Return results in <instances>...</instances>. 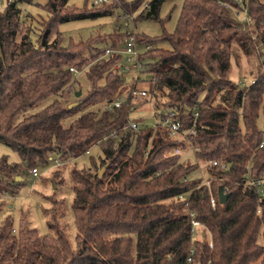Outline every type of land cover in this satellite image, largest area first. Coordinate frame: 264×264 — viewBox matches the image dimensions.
<instances>
[{
    "label": "trees",
    "instance_id": "16d2710c",
    "mask_svg": "<svg viewBox=\"0 0 264 264\" xmlns=\"http://www.w3.org/2000/svg\"><path fill=\"white\" fill-rule=\"evenodd\" d=\"M69 1L39 5L48 17L35 42L20 8L0 10V142L25 164L21 169L5 157L0 160V197L17 194L23 170L38 171L52 157L75 162L94 147L102 155L92 158L89 169H72L76 246L67 238L64 200L53 195L52 207L43 210L45 236L29 215H21L17 227L11 217L0 220V264H188L190 257V264H264V200L250 182L264 180V54L257 50V43H264V2L242 0L246 17L241 21L225 7L241 11L239 0H183L173 33L138 35L143 43L171 45L147 53L154 61L146 72L155 77L145 84L148 97L110 111L107 103L127 91L114 71L121 56L106 57V50L95 44L110 38L111 46H117L125 35L67 42L59 27L110 16L120 6L114 1L78 9ZM122 1L126 14L145 3ZM164 1L152 0L150 10L135 21L160 20ZM34 2L21 0L22 5ZM237 49L258 62L255 83L247 87L231 79ZM71 67L85 69L92 87L82 104L68 109L82 91ZM48 100L43 109L25 116ZM149 102L156 116L160 108L175 110L183 128L195 127L189 136L195 154L173 155L187 142L172 140L164 129L144 124L138 131L125 129L131 114ZM212 161L227 169L231 165L230 170L208 164L205 175H193L200 164ZM58 184L63 187V178ZM220 186L230 194L226 204L219 202ZM3 209L0 202V216ZM192 212L208 231L201 239L194 238Z\"/></svg>",
    "mask_w": 264,
    "mask_h": 264
},
{
    "label": "rangeland",
    "instance_id": "374dc122",
    "mask_svg": "<svg viewBox=\"0 0 264 264\" xmlns=\"http://www.w3.org/2000/svg\"><path fill=\"white\" fill-rule=\"evenodd\" d=\"M115 0H108L106 5H110ZM131 2L133 0H127ZM152 0H145V3H150ZM264 2V0H262ZM47 0H35L32 5H23L26 14L24 13V20L27 26L31 27L33 33L31 39L35 42L38 34L41 30L42 23L47 19V12L42 9L39 5L44 6ZM95 0H70L69 5L78 9H83L86 5L88 8H92ZM117 5L120 6L114 10V13L107 17H101L98 19H88L80 21H72L66 24H62L59 30L63 33L67 42H80L87 41L88 39L96 36H110L115 33L126 35L127 32H135L138 35H145L151 38L161 37L164 30L168 33H173L176 29L178 19L180 16L181 8L183 5V0H165L161 6L159 18L160 20H139V21H127L124 18V12L122 11V0L116 1ZM97 7V6H96ZM141 8V7H140ZM139 8V9H140ZM232 10L233 17L237 20L243 21L246 17V12L240 11L239 14L237 10L232 9L230 6L227 7ZM138 9V10H139ZM126 22L129 25L126 26ZM119 42L117 45L121 44ZM95 47L107 49L112 45V40L109 38L107 42H97ZM153 49L162 48L165 50H170L171 45L168 42H158L153 43ZM257 50L261 53L262 47L259 42L257 43ZM238 58H233L231 67V79L233 81H244L249 83L254 79V76L258 69V62L256 56L253 54H245L242 50L237 49ZM259 53V54H260ZM79 73H74L76 76L78 84L82 88L81 98L87 97L92 85L86 75V70L78 71ZM142 87H148V85H142ZM78 100L76 97L72 99L73 102ZM144 102L143 100L138 103ZM49 100L42 103L36 109L31 110L25 114L28 116L35 113L45 106H47ZM140 108L135 110L131 114V119L144 124L145 126L154 127L158 122V117L155 115L156 108L150 102L147 104H142ZM94 109L93 107L87 108L79 112L76 116L68 117L63 121V125L68 127L71 122L76 119L80 114L85 111ZM23 116L20 117L22 119ZM264 125V116L260 118V127ZM186 151V150H185ZM101 151L99 147H94L89 154H86L76 160L75 162L60 163L55 162V157H52V161L46 167H38L37 176L33 175L30 171L28 173H20L21 179L23 180V185L19 192L14 196L9 194H3L0 198V202L3 203L4 209L1 213L0 220L6 217H11L13 219L14 225L17 227L20 223L21 215H29V220L31 225L37 229L40 236H45L48 234L46 217L43 214V210L50 209L52 207V201L49 199L50 196L55 195L57 199L64 200L65 209L67 214V238L72 245L76 246V225L75 218L72 210L73 204V192H72V169L76 166L79 169H89L91 167L92 158L97 159L101 157ZM192 154H188L191 156ZM7 158L10 164H18L21 169H25V164L22 162L19 154L15 152L12 148L0 142V160L2 158ZM184 157V156H183ZM186 157V158H187ZM189 158V157H188ZM184 160V159H183ZM208 163H202V170L198 169L195 174L205 175V168ZM57 174V179L54 178V174ZM63 178L64 185L61 187L60 184L57 186V182ZM57 181H55V180ZM59 187V188H58ZM58 188V189H56ZM203 229L196 231L194 235L195 239H201ZM207 230L204 229V233L207 234Z\"/></svg>",
    "mask_w": 264,
    "mask_h": 264
},
{
    "label": "built area",
    "instance_id": "2783aa9c",
    "mask_svg": "<svg viewBox=\"0 0 264 264\" xmlns=\"http://www.w3.org/2000/svg\"><path fill=\"white\" fill-rule=\"evenodd\" d=\"M119 1V0H115ZM108 0H95L94 5L102 6L107 4ZM14 6L20 8L22 13L26 14L21 0H0V10L4 11L9 6ZM239 5L242 12H246V6L242 0H239ZM229 7V5H225ZM151 8L150 3L144 4L139 10L135 11L132 14L124 13V18L127 21H134V19L139 15H145ZM239 14V10H237ZM129 25V22H126V26ZM260 46L262 47L261 53L264 54V43L259 41ZM153 49L151 43H143L139 41L138 34L135 32H127L122 43L117 46H111L107 48L104 56L116 55L121 56V59L114 67V71L117 72L121 79L118 83L119 86H122L127 89V91L118 96L116 99L107 103L106 108L110 111L121 108L123 105H134L137 104L141 99L148 97L149 89L148 87H142L149 82L150 80H155V77L147 74V65L152 63L154 59L147 57V53ZM70 70L73 73H79L75 67H71ZM241 87H247L249 84H254L255 80H251L246 84L244 81L238 82ZM158 122L154 125V129H164L168 133V136L172 140H180L187 142V148L176 147L172 150L173 155H182L187 156L188 154H195L198 149L195 148L192 142L189 139V136L195 134V127L193 126L190 129L183 128L181 118H178V113L175 110L160 108L157 110ZM198 114L196 113L195 116ZM126 130L138 131L140 129V123L130 120ZM186 150V151H185ZM209 165L219 166L220 169L226 170L227 166L225 164L219 163L217 161L208 162ZM207 164V165H208ZM199 170H202V164L199 165ZM31 173L37 176L38 171L36 169L31 170ZM201 174V173H200ZM202 175V174H201ZM250 181V180H249ZM251 184L258 187V193L260 194L262 200H264V180L250 181ZM204 183V181H202ZM226 192V191H225ZM183 198V196H180ZM210 202L212 207L215 209L217 207V199L211 194ZM192 218V230L193 234H196V231L203 229L201 235L204 236L205 227L195 218V214L192 212L190 214ZM212 247V244H211ZM194 250L191 251L193 254ZM192 262V257L188 259V264ZM211 264V263H210Z\"/></svg>",
    "mask_w": 264,
    "mask_h": 264
},
{
    "label": "water",
    "instance_id": "95a60500",
    "mask_svg": "<svg viewBox=\"0 0 264 264\" xmlns=\"http://www.w3.org/2000/svg\"><path fill=\"white\" fill-rule=\"evenodd\" d=\"M81 95H82V91L81 90L77 91L75 93V97L78 100H76L75 102L70 103L67 108L68 109H72V108L77 107L80 104H82L85 101L86 97L85 98H81ZM230 167H231V165H228L227 171L230 170ZM104 171H105V168H102L100 170V176L103 175ZM17 180L20 181L21 177H17ZM229 196H230V194L225 192V190L220 186L219 189H218V199H219L220 204H226L228 199H229Z\"/></svg>",
    "mask_w": 264,
    "mask_h": 264
}]
</instances>
